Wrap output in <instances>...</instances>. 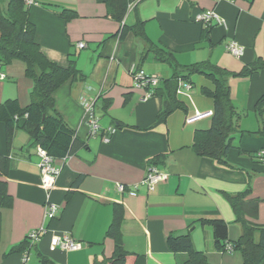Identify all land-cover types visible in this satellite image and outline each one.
<instances>
[{
  "label": "crops",
  "instance_id": "obj_1",
  "mask_svg": "<svg viewBox=\"0 0 264 264\" xmlns=\"http://www.w3.org/2000/svg\"><path fill=\"white\" fill-rule=\"evenodd\" d=\"M64 9L73 11L74 17L68 21L60 17ZM207 11L222 21H212L208 36L196 20ZM29 18L42 53L62 68L75 60L82 75L62 84L53 98L58 114L86 147L67 159H53L60 172L47 190L41 183L37 147L19 127L8 145L5 125L0 122V156L8 159V171L1 180L12 198V206L1 210L0 264H107L114 242L105 233L115 205L123 209L120 233L128 253L124 264H178L185 256L168 249L169 235H189L208 264H242L238 251H215L211 227L199 220L226 222L231 243L242 233L241 222L264 227V137L247 134L263 127L264 108L259 114L255 106L264 95V70L228 79L230 97L242 115L239 128L245 132L235 136L233 145L252 156L231 149L228 166L216 165L191 148L194 131L208 129L210 118L184 123L193 110L212 111V99L201 91L193 93L191 87L182 89L178 95L191 107L186 101L185 111L177 110L165 122L155 124L162 99L146 98V91L134 86L129 69L135 65L160 79L170 78L173 70L152 53L141 61L145 43L130 31L121 36V24L143 23L147 38L173 53L180 65L209 61L239 73L255 60L264 61V0H139L127 8L122 23L114 21L97 0H36L29 8ZM231 40L244 48L241 57L226 51ZM80 42L85 44L82 49L77 48ZM0 74V104L16 100L26 107L33 84L24 74V65L14 61L0 68ZM194 76L210 84L203 83L200 89L211 87L207 78ZM84 96L95 99L101 132L93 137L84 122ZM109 128L114 131L104 142ZM156 156L160 159L154 167L166 178L148 190L140 183ZM117 184L128 190L137 186L136 196L118 192ZM247 189L243 200H259L257 216L241 213L238 219L230 198ZM49 204L56 206L53 218L46 215ZM39 229L44 233L24 250L28 251L25 263L24 252L9 253ZM61 235L79 242L81 249L50 250L51 238Z\"/></svg>",
  "mask_w": 264,
  "mask_h": 264
},
{
  "label": "trees",
  "instance_id": "obj_2",
  "mask_svg": "<svg viewBox=\"0 0 264 264\" xmlns=\"http://www.w3.org/2000/svg\"><path fill=\"white\" fill-rule=\"evenodd\" d=\"M138 1L97 0L106 6L110 17L118 23L123 22L127 8ZM32 2L36 4V0ZM31 5L26 0H0V68L19 61L24 65L25 76L33 84L30 103L26 107H20L16 100H8L0 104V122L5 125L8 145L11 143L15 127H19L28 134L31 143L43 149L49 157L67 159L85 148L86 143L77 137L75 131L58 114L53 94L68 80L82 77V75L75 66V60L70 59L68 67L62 68L42 53L35 41V26L29 18ZM42 5L45 4L42 3ZM58 15L68 21L74 17L75 13L64 9ZM121 25V36L124 32L130 31L137 39L145 43L141 61L148 53H152L157 61L169 65L173 70L170 78H159V85L153 91L152 96L162 99V109L156 116L155 124L165 122L167 117L177 110H186L184 102L178 99L179 83L185 82L191 86L192 76L201 75L211 82V87H201L200 91L202 95L212 99L213 109L210 127L194 131L192 150L197 156L210 159L220 166H228L227 157L231 149H237L240 154L252 156L251 153L244 152L233 145L235 136H242L245 132L239 128V119L242 115L230 97L228 79L231 76L250 77L264 70V61L255 60L239 73L229 72L209 61L183 66L177 63L173 53L152 43L147 38L143 23L138 22L130 27L124 26L123 23ZM203 27L204 34L208 36L212 23L203 25ZM263 108L264 95L258 100L255 110L261 114ZM119 127H122L121 124L118 125ZM247 134L264 137V122L262 129L257 132H247ZM159 159L156 156L150 160V167H154ZM7 171L8 159L0 156V224L1 210L12 206V198L7 194L5 182L1 180ZM248 193L249 189L230 198L238 219L241 213L252 218L257 216L259 200H243ZM122 217V207L115 205L111 223L105 233V237L114 242V250L107 264H124L128 255L121 241ZM199 222L211 227L216 252L238 251L242 257V264H264V227L254 228L241 222L242 233L236 242L231 243L228 240V224L223 220L201 219ZM166 245L172 253L185 256L178 264H208L205 254L194 249L189 235H169ZM31 247L28 241L24 240L20 245L13 247L9 253L24 252L25 249L28 250Z\"/></svg>",
  "mask_w": 264,
  "mask_h": 264
},
{
  "label": "built area",
  "instance_id": "obj_3",
  "mask_svg": "<svg viewBox=\"0 0 264 264\" xmlns=\"http://www.w3.org/2000/svg\"><path fill=\"white\" fill-rule=\"evenodd\" d=\"M216 2L221 0H214ZM26 2L31 5L33 4L32 0H26ZM133 6V5H131ZM130 6V7H131ZM196 20L201 22L203 25H207L214 21L217 24H220L222 21L218 17L216 13L213 11L202 12L197 15ZM85 47L83 42L77 44L78 49H82ZM226 51L233 55L234 57H241L243 54V47L238 44L236 41L231 40L226 45ZM129 73L132 76L134 86L139 89H143L146 91V98H149L153 95L154 89L159 85L160 79L157 76L147 75L140 67L132 65L129 69ZM2 78L3 75L0 74ZM180 88L178 89V93L182 92V89L188 90L190 89V85L181 82L179 83ZM81 106L84 110V122L86 123L89 131V135L91 137L98 135L101 132V127L95 115V99L84 96L81 99ZM212 115V111L209 112H198L196 111L192 116H188L185 118L184 123L187 125L194 124L200 120H204L210 118ZM114 129L109 128L105 130L104 137H102L104 142H108L109 136L113 133ZM104 132V131H103ZM38 155L40 157V174H41V183L42 186L50 190L53 186L55 177L59 174L60 170L58 167L54 165L53 159L49 157L46 152L37 148ZM263 154L261 153L260 156ZM166 176L161 174L155 167H150L146 173V176L141 181L140 185L145 186L148 190H153L154 186L164 180ZM116 189L118 192H128L131 196H136L137 186H134L131 190H128L126 186L123 184H117ZM56 213V206L54 204H49L47 206L46 215L48 218H53ZM44 233L43 229H39L36 231H32L26 237L28 244L30 246L34 245L40 238V235ZM81 244L72 240L68 235L61 236H53L50 240V250H61V251H78L81 249ZM28 259V251H25L22 256V261L25 263Z\"/></svg>",
  "mask_w": 264,
  "mask_h": 264
},
{
  "label": "rangeland",
  "instance_id": "obj_4",
  "mask_svg": "<svg viewBox=\"0 0 264 264\" xmlns=\"http://www.w3.org/2000/svg\"><path fill=\"white\" fill-rule=\"evenodd\" d=\"M191 82L193 83L192 85H191V90L193 91V93L195 92V93H199L200 92V85L201 84H203L204 83V85H207V86H210V84H209V82H207V81H205V79H200V77H198V76H192V78H191ZM205 98H207V97H205ZM204 98V99H205ZM178 99L179 100H181L182 102H186V103H188V100H186L183 96H179L178 95ZM208 99V98H207ZM188 106H189V108L191 107V105L192 104H190V103H188L187 104ZM196 111H198V112H200L199 110H193V112L191 113V114H188L186 117H188V116H192Z\"/></svg>",
  "mask_w": 264,
  "mask_h": 264
}]
</instances>
